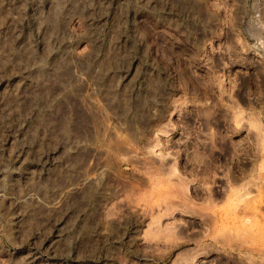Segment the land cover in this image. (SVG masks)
<instances>
[{
	"label": "rangeland",
	"instance_id": "374dc122",
	"mask_svg": "<svg viewBox=\"0 0 264 264\" xmlns=\"http://www.w3.org/2000/svg\"><path fill=\"white\" fill-rule=\"evenodd\" d=\"M263 135L264 0H0V264H264Z\"/></svg>",
	"mask_w": 264,
	"mask_h": 264
},
{
	"label": "bare ground",
	"instance_id": "6f19581e",
	"mask_svg": "<svg viewBox=\"0 0 264 264\" xmlns=\"http://www.w3.org/2000/svg\"><path fill=\"white\" fill-rule=\"evenodd\" d=\"M96 103V102H95ZM97 104V103H96ZM238 112H240L241 111V114L243 113V111H242V109H239V110H237ZM260 132H263V129L261 130V128H260ZM262 134V133H261ZM260 134V135H261ZM263 140H264V135H263ZM160 154V156H161V158L162 159H164L165 158V154L164 153H159ZM202 150H200L199 148H197V151L196 152H194V155H193V160H200V158H202ZM190 156H188V158H189ZM184 159H186V157L183 155V154H181V155H178V156H175L174 157V162L171 164V168H170V171H169V173H172L173 175H176L177 177H178V179H179V181L177 182V183H175V182H172V179L170 178V177H168V178H166V179H162L161 177L159 178V177H157L156 179L158 180V181H168L169 182V184H170V186L171 187H175L176 189H178V192L177 193H174L175 192V190L173 191V189L171 190L170 188V190H169V192H170V200H167V207H166V212L165 213H163V214H161L159 217H158V219H157V221L159 222L160 221V219L163 217V216H170L171 214H173V212H175L176 210H178V211H183V212H185V213H187V212H189V211H191V208L190 207H192V204H194L195 203V201H194V197H202V195H200L199 193H197V194H194L193 193V191H190V188H189V186H190V183H192V182H194V180L195 179H188V177L186 176V174H187V168L185 169L186 171H184V169L182 168V167H184L185 168V166L186 165H190L189 164V160L191 159V157H190V159H186L185 161H183ZM183 161V163L184 164H186L185 166H184V164L182 163V161ZM163 163V162H162ZM162 163H161V165H162ZM193 163V162H192ZM160 165V166H161ZM164 163H163V165H162V167H160V168H162L160 171H159V167H158V171L161 173L162 171H164V169H167V168H165L164 167ZM192 165V164H191ZM166 166V165H165ZM164 167V168H163ZM157 171V170H156ZM157 171V172H158ZM158 172V173H159ZM184 172H186V173H184ZM163 173V172H162ZM188 173H193V174H195L196 173V170H195V167H194V165L193 166H191V168H189V170H188ZM249 175H250V173H249ZM229 181H233V183L235 184V182L238 180V179H240V177H238L236 174H235V171H232V174H230L229 175ZM251 182H253V180H248L247 182H245V183H243L242 185H240V186H235V185H232V187H227L226 189H223V192L222 193H216V192H214L213 191V189L211 188V187H209L208 188V196L207 197H204V198H206V200H207V202L208 203H212V202H214V201H217L218 200V198L219 197H225V198H228V199H230L231 201H233L234 203H236L237 204V207H241V205H243L244 206V208H246V209H252V210H254L255 212H258V215H262L263 217H264V213L261 211V209H260V207L262 206V204H264V190L263 189H260L259 190V193H258V195H256V196H258V198H255V195H254V193L251 191V188L248 186V185H250L251 184ZM254 184H256V182H254ZM179 189H180V191H179ZM185 193V194H188L189 195V197H188V195H184V196H182V194L181 193ZM190 192H192V193H190ZM188 197V198H187ZM171 198H172V201H171ZM176 198H181V200H180V202H176ZM176 202V204H174ZM172 204V205H171ZM174 204V205H173ZM175 205H177V207L175 206ZM179 205L180 206H182V208L180 209L179 208ZM175 206V207H174ZM242 206V207H243ZM177 208H179V209H177ZM198 213V212H197ZM196 214V213H195ZM257 216V215H256ZM175 221V220H174ZM190 225L189 226H193V222L192 221H190V222H188ZM206 223H209L208 221H206ZM191 226V227H192ZM257 226L259 227V228H264V222H261L260 221V219H259V217L257 216ZM183 230H184V228H182ZM168 233H171V235L170 234H168V235H170L169 236V238H167V240H169V241H171V239H170V237H175V239H178V238H182L181 236V234H184L183 233V231L181 230V228H179V226L176 224V223H174V225H169V226H167V228L165 229ZM193 234V233H192ZM197 234V233H196ZM176 235V236H175ZM187 235V234H186ZM191 235V234H190ZM205 235V234H204ZM187 236H189V235H187ZM186 236V237H187ZM192 236V235H191ZM198 236V235H197ZM197 236L195 237V235L194 236H192L191 238L194 240H198V242L200 241V244L202 243L201 242V238H202V236H200L199 235V238H197ZM174 237H173V239H174ZM177 237V238H176ZM184 238V237H183ZM188 239V238H187ZM178 242V241H177ZM177 242H175V243H173L172 242V244L174 245V244H176ZM171 242H169V244H170ZM172 245V246H173ZM198 245V244H197ZM202 245V244H201ZM204 248H203V247ZM200 248H198L197 250H199V251H196L195 249H194V252L195 253H193L192 254V252H193V250H191L190 252V254L189 253H186L187 252V250H188V248L186 249V251H185V253H183L184 255H185V257L182 255V257L183 258H185L186 259V261H187V263H189V264H208L209 262L211 263V259H212V257H214L215 258V254L213 253H211V252H207L206 250H208V249H206L205 250V248L207 247V245L205 246L204 244L202 245ZM197 247V246H196ZM195 247V248H196ZM199 247V246H198ZM210 247V246H209ZM190 249V248H189ZM192 249V248H191ZM204 249V250H203ZM185 250V249H184ZM206 251V252H201V251ZM211 250V249H210ZM184 252V251H183ZM200 252V253H199ZM210 253L212 254L211 256H210ZM206 254V255H205ZM204 256H206L205 258H204ZM217 257V256H216ZM181 258V257H180ZM182 258V259H183ZM218 259V258H217ZM180 260V259H179ZM178 261V260H177ZM181 261V260H180ZM183 261V260H182ZM224 262H225V260H223ZM222 262V261H221ZM220 262V263H221ZM223 262V263H224ZM186 263V264H187ZM181 264V263H180ZM183 264V263H182Z\"/></svg>",
	"mask_w": 264,
	"mask_h": 264
},
{
	"label": "flooded vegetation",
	"instance_id": "af4514ba",
	"mask_svg": "<svg viewBox=\"0 0 264 264\" xmlns=\"http://www.w3.org/2000/svg\"><path fill=\"white\" fill-rule=\"evenodd\" d=\"M203 147H205L203 144H202V148ZM217 157H218V159L219 160H226L228 157H226L225 155H223V153H221L220 155H217ZM190 164V163H189ZM242 168H243V166H240V165H237V164H235V166H234V169H235V174L238 176V177H241V175H242ZM224 189V187H222L221 189H218V190H214V191H216V192H222V190ZM215 253V252H214ZM213 254V253H212ZM211 253H210V256L212 255ZM218 258V259H217ZM223 260H225V262L223 261ZM222 261V262H221ZM212 262L214 263V264H229L228 262H227V260L225 259V257H223V256H215V258L214 257H212V259H211V263L210 264H212ZM221 262V263H220ZM224 262V263H223Z\"/></svg>",
	"mask_w": 264,
	"mask_h": 264
}]
</instances>
